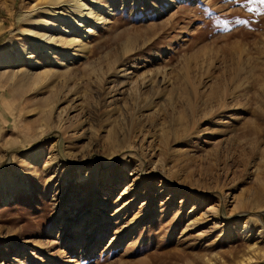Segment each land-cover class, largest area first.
I'll return each instance as SVG.
<instances>
[{
	"label": "rangeland",
	"instance_id": "rangeland-1",
	"mask_svg": "<svg viewBox=\"0 0 264 264\" xmlns=\"http://www.w3.org/2000/svg\"><path fill=\"white\" fill-rule=\"evenodd\" d=\"M95 1L113 11L86 60L70 70L41 60L55 73L39 91L0 74V175L29 188L0 196V264H264V4L174 0L155 12L145 0ZM9 2L0 46H23L10 31L35 1ZM124 69L132 78L121 83ZM54 109L69 110L77 134L61 137L54 119L42 143L57 166L28 165L21 156ZM140 141L151 157L134 153ZM137 166L158 171L149 198ZM77 167L91 175L71 178ZM114 168L122 180L107 194L101 172ZM227 193L215 218L207 209Z\"/></svg>",
	"mask_w": 264,
	"mask_h": 264
},
{
	"label": "bare ground",
	"instance_id": "bare-ground-1",
	"mask_svg": "<svg viewBox=\"0 0 264 264\" xmlns=\"http://www.w3.org/2000/svg\"><path fill=\"white\" fill-rule=\"evenodd\" d=\"M9 1V4L6 3L7 9L12 8V5L15 0ZM34 1V5L27 6L28 12L25 13L26 18L24 19L25 26L16 29L12 32L10 31V33L13 34L12 36L18 35L22 37L25 44H23V46H18L14 38H10L4 46H0V74H10L11 80H15L17 83H15V85L27 86V89L28 87H30L35 91H39L45 87L47 81L55 73L52 70L50 71L45 69V66H42L41 64V60L44 62V65H56L57 68H59L60 70L61 68L65 70H70V65L73 63V61H76L78 59L86 60L89 48L87 44L89 36L95 31L94 29L96 26L101 25L105 21L104 16L106 14L112 13L113 10L108 6L100 5L95 0ZM125 1L126 0H123L121 2V6H124ZM138 1L142 2L141 0H132L134 4H138ZM145 1L147 3L146 7L152 8L153 10H155V12L159 11V8L157 7L158 4H162L163 6H165V8H171L175 3L174 0ZM9 48L13 49L15 55L10 53ZM21 68L25 69V71H20ZM115 75L116 77L120 75L118 78L120 79L121 83L132 78L130 76V73L128 72V69L120 70L119 72H116ZM56 112L57 111H55V109L54 112H49L48 116L46 117V120L43 122L40 131L35 134L34 138L32 137L37 141V143H39L38 147L33 148L31 150H27L25 153L22 154V159H24L28 163V165H41V160L44 159V163L46 162L44 169L47 165H50V163H55L57 166L59 153H57V151L52 153H45L43 151L42 143L45 136L51 132L54 119L56 123V131L60 134L61 137H64L68 141H71L75 138L74 136L75 133L77 134V132L70 134L68 132L70 126L66 127V125H70L72 121L69 117V110L65 109V111L63 112ZM95 135L96 134H94V136ZM142 141L145 143L147 140L145 141L144 139H142ZM143 142L140 141V144L137 148H135V146H132V148L134 149V153L136 154L141 152L142 157L143 155L151 157L153 155L152 148H150V145L148 144L147 149H144V146L142 144ZM58 144L59 141L56 140L52 145L51 149H56L58 147ZM124 144H128L129 146V140L126 141V143ZM25 147L27 146L25 145ZM126 147L127 146L122 145V147L119 148L123 149ZM74 170L76 171L77 177L73 174L71 178H76V180L87 179L88 176L91 175V172H87L83 175H80L82 172V167L74 168ZM160 170L162 171L163 169ZM156 171L157 170H154L153 167L149 171L147 168L143 169L141 167H138L134 170V176H136L134 180L139 181V184L137 186L141 187L140 183L144 181H146L147 183V186L142 184V186L144 185L146 189V198L150 197V194L148 193L152 188V175ZM110 173L112 180L107 179ZM101 174L104 175L103 177H105L103 181H106L105 186L107 187L103 190L107 191V194L112 191L110 188L113 186L114 182L118 183L122 180L121 176L118 174L115 168L109 171L102 170ZM8 189L10 191H7ZM20 189H23L25 193L29 191L26 181L15 182L14 178L8 176V174L5 172L0 175V196L4 201L10 200L12 198L11 195L13 193H18ZM229 197L230 194H224V201L223 203L221 202L222 204L220 206L219 204H217L216 206L209 207L207 210L209 212L214 213L215 218H218V216H220L221 210L224 211V207L229 204ZM93 205L96 206L95 209H98L96 202H94ZM98 212L99 210H93L92 219L90 222L91 225H94ZM121 212L122 208L117 210V213H119V215ZM85 223L86 221L83 223L82 226H80L81 231L85 228L87 224ZM245 229V226L243 229L240 228L241 235L246 233ZM93 234V237L95 235H98L95 230L93 231ZM78 235L80 236V233ZM97 237H100V235H98ZM93 242L94 241L89 242L88 249H90V246L93 245Z\"/></svg>",
	"mask_w": 264,
	"mask_h": 264
},
{
	"label": "snow or ice",
	"instance_id": "snow-or-ice-1",
	"mask_svg": "<svg viewBox=\"0 0 264 264\" xmlns=\"http://www.w3.org/2000/svg\"><path fill=\"white\" fill-rule=\"evenodd\" d=\"M259 2H260L261 4H264V0H259Z\"/></svg>",
	"mask_w": 264,
	"mask_h": 264
}]
</instances>
